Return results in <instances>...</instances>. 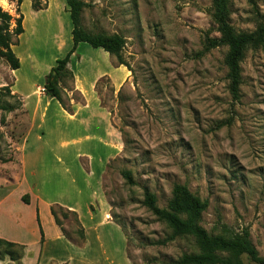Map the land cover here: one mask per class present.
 <instances>
[{
    "label": "rangeland",
    "instance_id": "rangeland-1",
    "mask_svg": "<svg viewBox=\"0 0 264 264\" xmlns=\"http://www.w3.org/2000/svg\"><path fill=\"white\" fill-rule=\"evenodd\" d=\"M33 2L51 9L31 18ZM80 2L85 32L125 41L128 82L115 92L109 80H102L98 91L122 145L105 177L109 219L122 229L132 264H171L200 253L191 239L162 245L172 232L144 206L147 190L160 209H167L176 185L208 202L200 223L208 235L233 238L247 231L264 259V48L246 51L241 99L235 103L225 64L228 48L204 51L206 37H220L212 0ZM18 8V0H0V9L15 19ZM22 11L27 33L15 52L24 63L21 86L33 90L29 84H45L47 79L39 81L46 68L68 55L71 21L62 16L69 13L65 0H24ZM230 24L239 34L264 27V0H234ZM85 53V63L92 62ZM14 83L10 66L0 58V185L19 176L18 148L30 125L21 97L13 94ZM45 86L38 87L39 95ZM58 89L63 98L73 97L70 78ZM123 172L131 173L133 185ZM61 221L77 239L74 218ZM115 264L127 263L122 256Z\"/></svg>",
    "mask_w": 264,
    "mask_h": 264
},
{
    "label": "crops",
    "instance_id": "crops-1",
    "mask_svg": "<svg viewBox=\"0 0 264 264\" xmlns=\"http://www.w3.org/2000/svg\"><path fill=\"white\" fill-rule=\"evenodd\" d=\"M23 3L24 0L22 15ZM31 8V18L38 19L51 9L37 12L33 5ZM62 16L70 18L66 12ZM23 18L24 34L14 41L16 44L27 33L28 17ZM69 30L72 36V23ZM85 45H79L68 65L74 77L69 93L81 97L63 98L70 111L57 99L38 94V87L46 83L29 84L33 90L21 86L19 75L24 63L15 52L17 46H12L21 63L18 71H12V90L21 97L30 125L18 148L19 176L0 185V239L25 248L22 264H115L122 256L127 264H132L122 229L109 219L105 177L112 161L121 155L122 145L111 111L98 91L99 83L109 80L115 92H119L128 82L129 71L119 64L115 66L103 50L92 48L100 53L98 56ZM72 48L73 38L66 53ZM84 52L98 58L90 57L93 61L85 63ZM57 61L56 58L46 68L39 83L46 81ZM92 73L93 79H88ZM56 206L77 214L85 235L82 248L70 242L57 226L52 214ZM0 264L11 261L7 257Z\"/></svg>",
    "mask_w": 264,
    "mask_h": 264
},
{
    "label": "trees",
    "instance_id": "trees-1",
    "mask_svg": "<svg viewBox=\"0 0 264 264\" xmlns=\"http://www.w3.org/2000/svg\"><path fill=\"white\" fill-rule=\"evenodd\" d=\"M65 1L69 8L73 26V48L64 60L57 61L56 68L52 70L47 78L45 89L47 96L57 99L63 108L70 111V108L67 107L63 100L58 86L66 78H70L71 82H73L74 77L72 72L69 71L68 65L79 45L86 44L95 50H103L111 57H114L120 66H124L127 69L129 67L122 56L125 47L124 39L119 36L108 37L88 34L81 27V14L85 7L84 4L80 0ZM233 1L212 0L214 11L212 19L220 37L214 39L206 37L204 51L207 52L219 47L228 48L225 64L228 69L230 94L236 103L241 99V64L249 48H264V27H259L253 33H237L230 24V8ZM21 5L22 0H18V19L13 18L0 9V58L10 66L12 71H18L21 68L19 59L12 51V46L16 45L13 39H18L24 34V18L20 11ZM33 9L37 12L45 10V8H42L36 2H33ZM13 24L15 28L11 30ZM76 96L81 98L78 93ZM122 176L129 185H133L131 173L123 172ZM144 198V206L172 232V235L165 242L161 243L162 245L175 241L178 238L191 239L200 249L199 254H186L177 262L171 264H245V258L253 264H264V259L260 257L247 231L233 238L212 237L208 235L200 226L202 215L208 208V202L194 196L187 187L181 185L175 186L173 197L167 209H160L156 196L147 190ZM25 202H28V199L25 198ZM52 214L57 226L62 230L65 237L76 247L82 248L85 245V235L77 214L66 211L59 206L53 207ZM69 216L74 218L75 224L78 227V231L75 233L77 239L70 237L63 228L61 219L67 220ZM42 242H44V235ZM24 255L25 248L23 246L0 239V261H5L8 257L11 264H22Z\"/></svg>",
    "mask_w": 264,
    "mask_h": 264
},
{
    "label": "built area",
    "instance_id": "built-area-1",
    "mask_svg": "<svg viewBox=\"0 0 264 264\" xmlns=\"http://www.w3.org/2000/svg\"><path fill=\"white\" fill-rule=\"evenodd\" d=\"M39 93L43 94V95H46V89L45 88L39 89Z\"/></svg>",
    "mask_w": 264,
    "mask_h": 264
}]
</instances>
